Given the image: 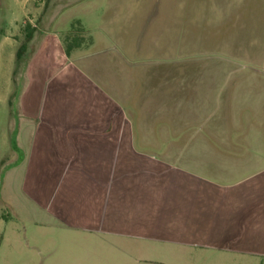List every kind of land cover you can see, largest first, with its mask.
Here are the masks:
<instances>
[{"label": "crops", "instance_id": "1", "mask_svg": "<svg viewBox=\"0 0 264 264\" xmlns=\"http://www.w3.org/2000/svg\"><path fill=\"white\" fill-rule=\"evenodd\" d=\"M67 1L29 45L0 175V252L264 264V44L247 68L194 69L186 29L160 22L153 0ZM75 23L90 42L67 55Z\"/></svg>", "mask_w": 264, "mask_h": 264}, {"label": "rangeland", "instance_id": "2", "mask_svg": "<svg viewBox=\"0 0 264 264\" xmlns=\"http://www.w3.org/2000/svg\"><path fill=\"white\" fill-rule=\"evenodd\" d=\"M52 4L54 0L47 8L45 0H0V43L5 38V45L0 47V160L4 159L0 175L6 168L5 144L12 135L9 128L17 118L18 98L25 87L28 63L35 50V46H28V51L18 59L17 53L25 42L23 31L30 20L36 31L40 30L41 20ZM150 9L161 15L160 22L186 29V50L181 56L186 67L190 64L195 69V63L217 59L222 60L223 68L224 65L229 68L232 63L242 69L247 68L248 60L262 58L263 0H153ZM167 13L170 14L166 16ZM171 17L173 22L169 20ZM73 35L82 44L90 42V36L80 29ZM65 38L64 35L63 43ZM0 264H39V259L30 254L14 257L2 251Z\"/></svg>", "mask_w": 264, "mask_h": 264}, {"label": "trees", "instance_id": "3", "mask_svg": "<svg viewBox=\"0 0 264 264\" xmlns=\"http://www.w3.org/2000/svg\"><path fill=\"white\" fill-rule=\"evenodd\" d=\"M52 1L53 0H45L46 8L51 4ZM79 29H80V31H82V29L80 27V23H75L74 25H72L71 31L69 33H67V35H65L66 38L64 40V46H65L67 55H70L72 50H75L76 48H79L82 45V41L80 39H78V37L76 35H73ZM23 32H24V41L25 42H24V44L21 45V47L17 53L18 59H21L23 54H25L28 51L29 43L33 39L34 34L36 32V29L32 25L28 24L24 28Z\"/></svg>", "mask_w": 264, "mask_h": 264}]
</instances>
